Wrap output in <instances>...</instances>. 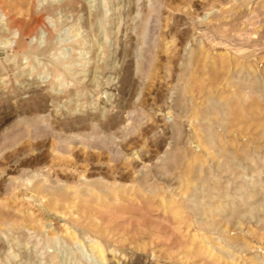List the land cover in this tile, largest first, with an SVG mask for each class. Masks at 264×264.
<instances>
[{
    "label": "rangeland",
    "instance_id": "1",
    "mask_svg": "<svg viewBox=\"0 0 264 264\" xmlns=\"http://www.w3.org/2000/svg\"><path fill=\"white\" fill-rule=\"evenodd\" d=\"M75 1L0 0V264H264V0Z\"/></svg>",
    "mask_w": 264,
    "mask_h": 264
},
{
    "label": "bare ground",
    "instance_id": "2",
    "mask_svg": "<svg viewBox=\"0 0 264 264\" xmlns=\"http://www.w3.org/2000/svg\"><path fill=\"white\" fill-rule=\"evenodd\" d=\"M76 3V1L75 0H67V4H69V5H74ZM41 19V18H40ZM122 24V23H121ZM120 21H119V25H118V27H117V31L119 32V30H120ZM99 25V24H98ZM151 25V24H150ZM135 26V25H134ZM132 28V27H131ZM123 30V29H122ZM149 30V29H148ZM127 31V30H126ZM147 32H149V31H147ZM130 33V32H129ZM136 34V33H135ZM149 35H151V34H149ZM15 36V35H14ZM148 36V35H147ZM153 36V35H152ZM148 37H150V36H148ZM147 37V38H148ZM149 39V38H148ZM14 40V39H13ZM15 42H17V41H15ZM59 60V59H58ZM66 62H63V60L62 61H58V62H53L52 64H53V67H54V71H57V73H58V71H64V72H68L67 70H66V68H69L67 65H68V63L69 62H67V60H65ZM51 62V61H50ZM52 67V66H51ZM51 67H50V69H49V74H50V71L53 69H51ZM96 67V66H95ZM53 71V70H52ZM69 72H71V71H69ZM23 73V72H22ZM59 74V73H58ZM70 77H72V76H70ZM55 78H57V77H55ZM52 79V78H51ZM56 83V82H55ZM58 83V82H57ZM60 83H62V81L60 82ZM36 90V89H35ZM34 90V91H35ZM21 102V101H20ZM26 105V104H25ZM72 115V114H71ZM74 116V115H73ZM76 116V115H75ZM74 116V117H75ZM20 148V147H19ZM34 152V151H33ZM36 154H38V153H36ZM39 155V154H38ZM41 158V157H40ZM36 163V162H35ZM28 164V163H27ZM31 164V163H30ZM29 164V165H30ZM28 165V166H29ZM37 165V164H36ZM35 165V166H36ZM38 166V165H37ZM32 167V166H31ZM34 167V166H33ZM39 167V166H38ZM36 168V167H35ZM43 168V167H42ZM45 170V169H44ZM37 171V172H36ZM36 171H35V174H32L33 175V178H30L29 179V181L31 182V180H33L34 178H39V176H44V178H43V181H47V176H48V174L46 173V172H44V171H42V170H40V168H39V171L37 170V168H36ZM47 171H48V169H47ZM57 171V170H56ZM55 171V172H56ZM32 172V171H31ZM67 172H69V171H67ZM46 173V174H45ZM63 173V172H62ZM31 174V173H30ZM53 174V173H52ZM63 174H65V173H63ZM67 174V173H66ZM29 175V174H28ZM54 175V174H53ZM53 175H52V178H53ZM68 175H70V174H68ZM27 177V176H26ZM55 177H58L59 178V175H57L56 176V173H55V176H54V178ZM69 177V176H68ZM74 177V176H73ZM53 178V179H54ZM65 178H67V177H65ZM69 178H72V177H69ZM68 178V179H69ZM48 179H50V178H48ZM52 179V181H54V180H56V179H54L53 180ZM61 179H62V177H61ZM17 180V179H16ZM59 180V179H58ZM63 180V179H62ZM66 181H68L67 179H65ZM28 181V180H27ZM52 181H51V183H52ZM39 182H41V183H43L42 181H38L37 183H39ZM50 183V182H49ZM50 183V184H51ZM56 183H57V181H56ZM29 184V183H28ZM54 184H55V181H54ZM95 184V183H94ZM102 184H104V183H102ZM106 184V183H105ZM44 185V184H43ZM43 185H41V186H43ZM48 185V184H47ZM59 185V183L56 185V186H58ZM101 185V184H100ZM52 186V185H51ZM103 186H106V185H103ZM9 187V186H8ZM35 187H36V189H35ZM35 187H34V191H35V193H36V191H38V193H43L44 192V190H41V188H39L38 186H36L35 185ZM45 187V186H44ZM44 187H42L43 189H45ZM59 187V186H58ZM61 187V186H60ZM110 187V186H109ZM108 187V188H109ZM38 188V189H37ZM51 188V187H50ZM49 188V189H50ZM68 189H69V187H67ZM117 188V187H116ZM120 188V187H119ZM32 189V188H31ZM52 189V188H51ZM56 189V188H55ZM106 189H107V187H106ZM110 189V188H109ZM70 190H72V189H70ZM76 190V189H75ZM78 190H79V188H78ZM83 190V189H82ZM115 190H117V189H115ZM49 191V190H48ZM52 191V190H51ZM92 191H93V189H92ZM100 191H101V189H100ZM99 191V192H100ZM112 191H114V189L112 190ZM31 192V191H30ZM32 192H33V189H32ZM71 192H73V191H71ZM83 192V191H82ZM81 192V193H82ZM51 193V192H50ZM55 193V192H54ZM90 193H91V190H90ZM46 194V193H45ZM73 194H75V191L73 192ZM77 194V193H76ZM92 194V193H91ZM35 195V194H34ZM56 195V194H55ZM97 193L94 195V197L96 196L97 197ZM101 195V194H100ZM38 196H40V195H38ZM57 196V195H56ZM65 196V195H64ZM82 196V195H81ZM90 196V195H89ZM43 197V196H42ZM61 197H63V196H61ZM71 197V196H70ZM83 197V196H82ZM93 197V196H92ZM106 197H108V196H106ZM48 198V197H47ZM71 198H74V197H71ZM109 198V197H108ZM75 199V198H74ZM95 199V198H94ZM37 200H38V198H37ZM36 200V201H37ZM96 200H98V199H96ZM59 201V200H58ZM95 201V200H94ZM109 201V200H108ZM38 202H40V201H38ZM48 202V201H47ZM50 202V201H49ZM101 203V202H100ZM45 204V203H44ZM55 206V205H54ZM66 206V205H65ZM58 208V207H57ZM67 208V207H66ZM91 244V243H90ZM92 244L94 245V248H96L97 249V252L99 253V256L103 259L104 257V254H103V250H102V247H101V245L98 243V242H92ZM98 255V254H97Z\"/></svg>",
    "mask_w": 264,
    "mask_h": 264
}]
</instances>
